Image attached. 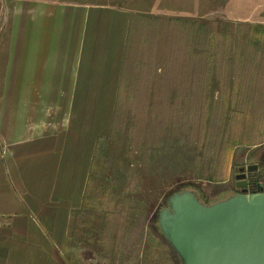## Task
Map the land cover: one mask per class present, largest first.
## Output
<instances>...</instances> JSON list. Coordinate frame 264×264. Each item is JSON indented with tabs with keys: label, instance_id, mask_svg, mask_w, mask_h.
<instances>
[{
	"label": "rangeland",
	"instance_id": "1",
	"mask_svg": "<svg viewBox=\"0 0 264 264\" xmlns=\"http://www.w3.org/2000/svg\"><path fill=\"white\" fill-rule=\"evenodd\" d=\"M57 6L88 72L122 61L115 107L100 108L99 84L100 109L80 119L94 148L78 203L64 202L63 264H180L158 224L172 194L226 199L251 164L264 182V0H0V47Z\"/></svg>",
	"mask_w": 264,
	"mask_h": 264
},
{
	"label": "crops",
	"instance_id": "2",
	"mask_svg": "<svg viewBox=\"0 0 264 264\" xmlns=\"http://www.w3.org/2000/svg\"><path fill=\"white\" fill-rule=\"evenodd\" d=\"M41 10L22 22V37L0 47V264H63L71 221L65 206L73 195L78 201L80 173L94 148V133L80 130L88 124L80 119L98 107L99 84L100 108L115 107L122 76V61L119 72H88L83 41L63 35V10ZM115 43L116 36L106 43L109 71Z\"/></svg>",
	"mask_w": 264,
	"mask_h": 264
},
{
	"label": "water",
	"instance_id": "3",
	"mask_svg": "<svg viewBox=\"0 0 264 264\" xmlns=\"http://www.w3.org/2000/svg\"><path fill=\"white\" fill-rule=\"evenodd\" d=\"M158 224L180 264H264V191L237 193L210 205L192 191L174 193Z\"/></svg>",
	"mask_w": 264,
	"mask_h": 264
},
{
	"label": "flooded vegetation",
	"instance_id": "4",
	"mask_svg": "<svg viewBox=\"0 0 264 264\" xmlns=\"http://www.w3.org/2000/svg\"><path fill=\"white\" fill-rule=\"evenodd\" d=\"M241 169H243V171L239 172L238 175L242 174V175H244V177L242 179H239V180L235 179V182H234L237 193L254 194V193L263 192L264 191V182H257V181L251 180V178H252L251 175L255 174V173H260L261 167L258 164H251V165H248L245 168H241ZM242 183L245 184L244 187H242V188L236 187V184H242Z\"/></svg>",
	"mask_w": 264,
	"mask_h": 264
}]
</instances>
